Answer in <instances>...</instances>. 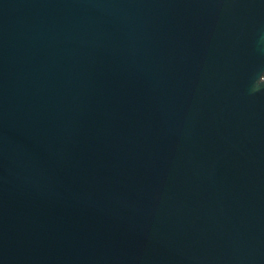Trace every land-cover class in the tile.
Masks as SVG:
<instances>
[{
    "label": "water",
    "instance_id": "95a60500",
    "mask_svg": "<svg viewBox=\"0 0 264 264\" xmlns=\"http://www.w3.org/2000/svg\"><path fill=\"white\" fill-rule=\"evenodd\" d=\"M0 264H264V0H0Z\"/></svg>",
    "mask_w": 264,
    "mask_h": 264
}]
</instances>
